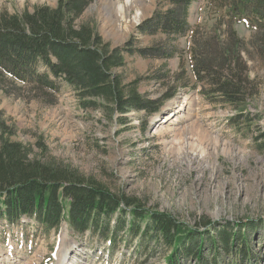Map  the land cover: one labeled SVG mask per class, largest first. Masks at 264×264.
<instances>
[{
  "label": "rangeland",
  "instance_id": "1",
  "mask_svg": "<svg viewBox=\"0 0 264 264\" xmlns=\"http://www.w3.org/2000/svg\"><path fill=\"white\" fill-rule=\"evenodd\" d=\"M224 1L195 0L188 20L192 28L201 25L211 31L219 24L227 30L223 39L229 37L231 25L243 41L249 78L256 82L245 116L209 104L200 88L193 87L195 80L190 83L188 37L141 33L140 27L156 12L170 8L169 0H133L132 6L126 0H92L77 21L89 25L110 50L120 52L124 65L114 74L123 83L138 81L139 93L152 99L175 87L176 96L165 103L161 114L131 113L121 120L84 110L76 92L61 80L54 104L52 98L15 89L0 92V113L7 131L13 132L10 140L34 158L68 166L146 210L168 213L190 227L200 224L205 229L208 224L210 233H215L216 228L241 226L251 249L245 253L239 242L232 252L221 253L220 264H264V42L259 43V53L252 48L255 34L245 19L225 15ZM58 2L0 0V13L18 15L40 6L54 9ZM214 4L223 5V12ZM119 6L124 7V19L119 17ZM151 48L172 57L139 55ZM39 233L34 220L20 226L1 222L0 264H62L66 254L65 264L144 261L134 260L135 245L128 248L123 243L110 257L106 245L89 235L76 237L67 225L58 234ZM207 252L211 260L213 250ZM144 264L165 262L152 257Z\"/></svg>",
  "mask_w": 264,
  "mask_h": 264
},
{
  "label": "trees",
  "instance_id": "2",
  "mask_svg": "<svg viewBox=\"0 0 264 264\" xmlns=\"http://www.w3.org/2000/svg\"><path fill=\"white\" fill-rule=\"evenodd\" d=\"M91 2L59 0L54 9L40 6L18 15L0 13V92L15 89L52 98L54 104L61 80L76 92L84 110L121 120L131 113L161 114L165 103L176 96L175 87L152 99L139 93L138 81L125 84L114 74L124 65L120 52L104 45L89 25H77ZM194 2L169 0L170 8L156 12L140 31L188 37L190 83L195 80L193 87L200 88L209 104H221L245 116L256 82L249 78L244 43L231 25L225 39L222 34L226 36L227 30L219 24L212 31L201 25L190 27L189 9ZM223 5L231 20L245 19L255 34L252 48L261 52L264 0H225ZM222 6L213 5L221 13ZM166 54L156 48L139 52L149 59L172 57ZM176 81L180 83L178 77ZM7 129L0 113V223L20 226L34 220L39 234H58L67 225L76 237L89 235L107 245L111 255L120 243L128 248L135 245L132 256L136 261L144 258L142 264L152 257L164 259L165 264H220L221 253L232 252L239 242L245 253L251 249L249 243L245 245L248 235L241 234V226L236 227L238 231L216 226V232L210 233L208 224L205 229L200 224L190 227L168 213L146 210L77 170L34 158L31 151L10 140L13 132ZM208 250H213L211 260Z\"/></svg>",
  "mask_w": 264,
  "mask_h": 264
},
{
  "label": "bare ground",
  "instance_id": "3",
  "mask_svg": "<svg viewBox=\"0 0 264 264\" xmlns=\"http://www.w3.org/2000/svg\"><path fill=\"white\" fill-rule=\"evenodd\" d=\"M132 3H133V0H126V5L127 6H132ZM118 9H120V11L118 10V13H119V17H120V19H124V7L123 6H119V8ZM179 114V113H178ZM158 119V118H157ZM178 153V152H177ZM67 254L64 256V257H62V262H60V263H62V264H65V262L67 261L66 259H67Z\"/></svg>",
  "mask_w": 264,
  "mask_h": 264
}]
</instances>
